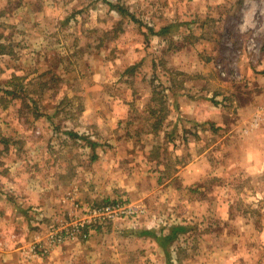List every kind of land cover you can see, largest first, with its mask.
Masks as SVG:
<instances>
[{
    "label": "rangeland",
    "instance_id": "rangeland-1",
    "mask_svg": "<svg viewBox=\"0 0 264 264\" xmlns=\"http://www.w3.org/2000/svg\"><path fill=\"white\" fill-rule=\"evenodd\" d=\"M0 264H264V0H0Z\"/></svg>",
    "mask_w": 264,
    "mask_h": 264
},
{
    "label": "built area",
    "instance_id": "built-area-1",
    "mask_svg": "<svg viewBox=\"0 0 264 264\" xmlns=\"http://www.w3.org/2000/svg\"><path fill=\"white\" fill-rule=\"evenodd\" d=\"M146 212L144 205L134 206L130 203L117 202L102 206H92L86 210L83 215L78 216L70 223L63 224L62 226L55 227L50 234V244L57 241L66 240L69 237H76L78 232H82L83 228H87L86 234L90 232L91 228L97 224H102L104 220L116 219L118 217H133L137 218L142 216ZM86 235V236H87ZM43 243L38 241L36 244H32L31 251L33 253L45 254L51 248L43 247Z\"/></svg>",
    "mask_w": 264,
    "mask_h": 264
},
{
    "label": "trees",
    "instance_id": "trees-1",
    "mask_svg": "<svg viewBox=\"0 0 264 264\" xmlns=\"http://www.w3.org/2000/svg\"><path fill=\"white\" fill-rule=\"evenodd\" d=\"M118 8L120 10L121 13H123L122 15L125 17H129L131 16L133 19H137L136 16L133 14V12L130 11L129 8H126L125 6L118 4ZM154 34H158V35H164L167 33V31L169 30V26H163L160 29H156L153 26L149 28ZM162 121V119H159L157 123H160ZM70 132L72 134H76L78 135V132H75L74 130H70ZM85 139L88 140L89 143L93 144V146H95L94 144H96L95 141L91 140L87 134H83L82 135ZM187 231V226L185 224L182 223H176L173 224L169 227V230L167 231H161L160 233H158L156 230L154 229H140V230H133V233H136L138 235H150L153 236L161 246H163V248L168 252L169 251V246L172 245V243L177 239V237H179L180 233H184Z\"/></svg>",
    "mask_w": 264,
    "mask_h": 264
},
{
    "label": "crops",
    "instance_id": "crops-1",
    "mask_svg": "<svg viewBox=\"0 0 264 264\" xmlns=\"http://www.w3.org/2000/svg\"><path fill=\"white\" fill-rule=\"evenodd\" d=\"M258 130V129H257Z\"/></svg>",
    "mask_w": 264,
    "mask_h": 264
}]
</instances>
